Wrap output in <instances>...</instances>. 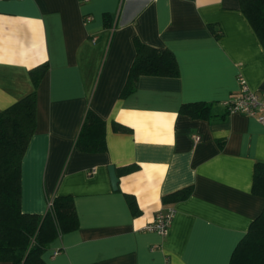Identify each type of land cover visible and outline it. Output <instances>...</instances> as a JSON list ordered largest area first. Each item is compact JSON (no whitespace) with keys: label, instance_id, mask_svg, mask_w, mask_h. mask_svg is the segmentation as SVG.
Wrapping results in <instances>:
<instances>
[{"label":"crops","instance_id":"obj_1","mask_svg":"<svg viewBox=\"0 0 264 264\" xmlns=\"http://www.w3.org/2000/svg\"><path fill=\"white\" fill-rule=\"evenodd\" d=\"M135 40L170 50L179 75L141 76L124 96ZM46 63L22 211L45 215L54 197H72L79 226L43 260L230 264L264 211L252 191L264 123L223 105L240 92L239 78L264 97V46L240 0H0V113L35 90L30 70ZM197 102L211 105L210 119L180 113ZM89 110L106 123V152L76 147ZM130 165L138 170L124 173ZM188 187L190 198L164 203ZM167 208L176 211L168 235L147 231Z\"/></svg>","mask_w":264,"mask_h":264},{"label":"trees","instance_id":"obj_2","mask_svg":"<svg viewBox=\"0 0 264 264\" xmlns=\"http://www.w3.org/2000/svg\"><path fill=\"white\" fill-rule=\"evenodd\" d=\"M240 10L246 16L260 42L264 46V0H240ZM136 57L130 69L123 95L136 91L141 76L175 78L179 66L174 54L135 40ZM49 70L43 64L30 70L35 90L0 113V262L12 264H47L43 254L58 237L74 231L79 226L72 197H54L45 215L27 214L22 211V163L35 134L37 123L36 90ZM180 113L193 119L208 120L212 117L211 105L205 102L185 104ZM115 131L126 128L114 124ZM76 147L83 152L107 151L106 123L94 111L86 114ZM137 165L123 169L135 172ZM252 191L264 198V163L254 169ZM188 187L163 199L164 203H176L191 197ZM130 208L136 213L133 197L127 196ZM230 264H264V211L251 224L250 229L235 249Z\"/></svg>","mask_w":264,"mask_h":264},{"label":"built area","instance_id":"obj_3","mask_svg":"<svg viewBox=\"0 0 264 264\" xmlns=\"http://www.w3.org/2000/svg\"><path fill=\"white\" fill-rule=\"evenodd\" d=\"M239 84L240 92L230 98L229 101L224 102L223 105L230 114H243L255 118L260 123H264V97L251 91L243 78H239ZM194 139L196 142L200 141L199 137H195ZM175 213L176 211L173 208H167L158 212L155 220L147 226L146 230L166 237Z\"/></svg>","mask_w":264,"mask_h":264},{"label":"water","instance_id":"obj_4","mask_svg":"<svg viewBox=\"0 0 264 264\" xmlns=\"http://www.w3.org/2000/svg\"><path fill=\"white\" fill-rule=\"evenodd\" d=\"M109 173H110V178H111V182H112V187L114 190H117L119 179H118V176L116 174V170H115L114 166L109 167Z\"/></svg>","mask_w":264,"mask_h":264}]
</instances>
